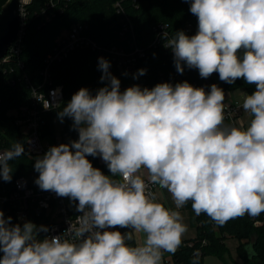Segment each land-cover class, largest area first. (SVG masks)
<instances>
[{"label":"clouds","instance_id":"obj_1","mask_svg":"<svg viewBox=\"0 0 264 264\" xmlns=\"http://www.w3.org/2000/svg\"><path fill=\"white\" fill-rule=\"evenodd\" d=\"M190 12L195 35L164 34L177 72L186 65L202 78L218 73L228 84H254L242 102L247 124L225 123V93L215 83L209 91L187 81L121 91L100 57L105 86L95 95L81 88L58 113L72 119L78 139L50 147L34 164L39 188L78 201L82 214L62 235L40 239L48 227L12 224L0 210V264H162L187 225L152 186L166 189L176 209L191 201L197 216L221 226L264 213V0H191ZM24 151L21 142L0 151V179L11 181L9 162ZM88 156L100 157L111 176ZM134 233L143 234L142 243H130ZM198 259L194 253L192 264Z\"/></svg>","mask_w":264,"mask_h":264},{"label":"trees","instance_id":"obj_2","mask_svg":"<svg viewBox=\"0 0 264 264\" xmlns=\"http://www.w3.org/2000/svg\"><path fill=\"white\" fill-rule=\"evenodd\" d=\"M114 1L116 0H28L23 3L25 27L20 39V51L17 55L10 54L5 60L0 59V149H7L14 142H21L25 149V135L19 130L13 114L9 111L31 104L30 88L40 83L44 57L64 30L80 21L87 24V32L98 44L129 46V36L120 34L122 22L120 13L113 5ZM4 2L5 0H0V7ZM121 2L132 21L136 44L145 50L144 56L136 63L139 69L146 70L143 75L144 88L151 89L158 84L159 71L167 73L175 66L171 50L148 45L152 25L159 20L167 22L169 32L173 36L181 31L187 19L195 21L197 17L190 12V0H121ZM98 53L99 51L89 48H76L62 60L49 65L51 82L53 85L62 86L63 97L57 107L41 113L43 119L41 130L44 134H54L56 121L61 123L62 129L73 128L72 119L65 117L61 121L58 113L81 88H87L95 95L102 75L98 68ZM102 53L116 74V66L110 55L105 51ZM219 87L222 89L244 87L250 92L255 90L254 84L249 85L242 78L233 84L220 81ZM73 138L78 139L76 130ZM87 158L94 167L99 169L102 167V164L97 163L96 157ZM35 162L34 155L26 152L10 161L12 179L10 182L0 179V192L11 191L14 179L34 170ZM186 205L191 207V201ZM2 211L6 219L12 217V224L24 223L17 220L13 210L7 211L3 208ZM33 222L38 227L41 225L47 227L46 222L40 223L37 218ZM196 222L195 235L182 240L177 251L171 253V260L167 264H192L194 253L197 252L198 264H203V256L208 253H216L223 257L227 251L224 243L227 235L238 238L237 251L242 258V264H264V219L260 225H254L253 220L246 214L221 226L201 214L196 215ZM44 236L45 233H39L40 239ZM202 240H205V243H202ZM188 242L191 244L188 245Z\"/></svg>","mask_w":264,"mask_h":264},{"label":"built area","instance_id":"obj_3","mask_svg":"<svg viewBox=\"0 0 264 264\" xmlns=\"http://www.w3.org/2000/svg\"><path fill=\"white\" fill-rule=\"evenodd\" d=\"M25 3V2H23ZM23 3L19 11V25L17 34L14 40L10 43L6 54L0 59L5 60L12 55H17L20 51V39L24 33L25 27V11ZM191 4V0H190ZM116 11L120 13V21L122 22V30L120 34L129 36V46L112 45L103 46L98 44L87 32V24L83 22H75L68 29L64 30L53 42L50 50L46 53L43 66L40 70L41 80L37 86H31V104L22 105L18 108L11 109L10 114L15 118V124L19 130L25 135L26 147L25 151L29 155H34L35 159L42 157L52 146H59L62 143H70L75 140L73 135L75 129H62L53 135L44 134L41 130L43 119L41 113L50 108L57 107L63 97L62 86L60 84H52L50 76V66L55 61H60L65 58L70 52L76 48H89L94 51L106 52L110 55L116 68L122 70H130L137 67L138 59L143 57L145 50L138 46L135 42V32L132 21L127 15L121 0H116L113 3ZM44 10H42V13ZM198 29V20H186L181 31L191 36L195 35ZM152 35L148 43L151 47H162L164 50H171L167 47V39L164 34L168 33L169 37L172 34L169 32V24L167 22L158 21L152 25ZM172 51V50H171ZM187 81L194 87H203L206 91L210 90L212 84H217L219 87V75L213 73L208 78H202L199 75V70L196 68L189 69L184 66L183 74L177 72L175 66L167 73L159 71V83H181ZM240 92L237 97H231L229 93L232 89H223L225 93V123L239 124L243 122L245 125L248 122V114L242 109V102L246 94H251L247 88L238 87ZM235 88V89H238ZM49 102L52 107L46 109L44 103ZM6 148L0 149L4 151ZM34 171V170H32ZM31 171V172H32ZM30 173V172H29ZM27 175H19L14 179V186L9 192H0V210H13L18 221H33L35 218L46 222L49 232L45 236L62 235L70 226L69 222L82 213L76 210L75 204L67 197H59L54 192L43 191L38 185L33 186L27 180ZM158 186H152V191L155 193ZM262 215V217H260ZM250 217V216H249ZM254 225H260L264 219V213L257 217H250ZM44 236V237H45ZM205 243V240H202ZM191 242H188L190 245Z\"/></svg>","mask_w":264,"mask_h":264},{"label":"rangeland","instance_id":"obj_4","mask_svg":"<svg viewBox=\"0 0 264 264\" xmlns=\"http://www.w3.org/2000/svg\"><path fill=\"white\" fill-rule=\"evenodd\" d=\"M24 1V0H23ZM138 73V71H135V76ZM115 77H117L121 84H120V90L124 91L126 88L133 86V75L130 74V71H124L121 68H116V74ZM138 78V76H137ZM107 81H100L95 93L97 90L101 87H104ZM122 84H127L128 87H122ZM140 86V85H139ZM141 87V86H140ZM142 88V87H141ZM240 92V89H233L229 93L231 97H237L238 93ZM61 123L58 121L55 123V131L58 132L60 129ZM39 173L37 171H32L27 174V177L31 185L36 186L35 180L38 178ZM188 210L186 209L181 216L183 217V223L187 225V232L182 237V240L189 238L190 236H194L196 232V215L195 212L190 208L189 206ZM225 246L227 247L226 253L222 256L216 254V253H208L203 256V264H242V258L239 255L237 251V245L239 243L238 238L235 236L227 235L224 240ZM163 260L162 264H167L171 260V253H163Z\"/></svg>","mask_w":264,"mask_h":264},{"label":"water","instance_id":"obj_5","mask_svg":"<svg viewBox=\"0 0 264 264\" xmlns=\"http://www.w3.org/2000/svg\"><path fill=\"white\" fill-rule=\"evenodd\" d=\"M23 0H5L0 7V58L6 54L10 43L14 40L18 25H19V11ZM97 57H104L102 52L97 54ZM112 75L115 76L113 69L109 68Z\"/></svg>","mask_w":264,"mask_h":264},{"label":"crops","instance_id":"obj_6","mask_svg":"<svg viewBox=\"0 0 264 264\" xmlns=\"http://www.w3.org/2000/svg\"><path fill=\"white\" fill-rule=\"evenodd\" d=\"M24 1H28V0H24ZM138 70H139V68H134V69L126 70V71H130V74L133 75V83H132V85H140L142 88H144L143 75L142 76H138V78H134L135 71H138ZM122 87H128V85L127 84H122ZM96 158H97V161H98L97 163L102 164V167L100 168V170L105 175L111 176V173H110L109 169L107 168L106 163L103 162V160L100 157H96ZM155 195H156L157 200L159 202L163 203L166 207H168V208H170L172 210L179 211L180 214H182L186 209L188 210L187 205H185L183 208L176 209L175 205H174V202L172 201L171 195H170V193H168V191L166 189H161V188L158 187L156 189ZM110 230H118V231H121L122 233L130 231V229H124V228H116V229H110ZM190 237H192V236H190ZM143 239H144L143 234H135L134 233L133 234V240L130 241V243L133 244V245L140 244V243L143 242ZM163 257L164 256L162 255V260H163Z\"/></svg>","mask_w":264,"mask_h":264}]
</instances>
